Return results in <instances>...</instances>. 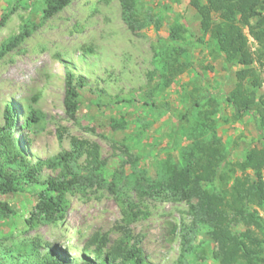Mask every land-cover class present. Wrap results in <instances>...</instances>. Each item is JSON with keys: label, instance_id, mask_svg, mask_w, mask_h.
Returning a JSON list of instances; mask_svg holds the SVG:
<instances>
[{"label": "rangeland", "instance_id": "obj_1", "mask_svg": "<svg viewBox=\"0 0 264 264\" xmlns=\"http://www.w3.org/2000/svg\"><path fill=\"white\" fill-rule=\"evenodd\" d=\"M137 7L143 16H152L153 22L134 34L121 20L118 0H72L14 50L1 56L0 126L8 103L17 109L12 133L21 138L20 146L33 161L70 150V137L98 144L108 177L116 173L123 184L119 192L129 195L147 213L130 229L140 238L148 261L215 264L211 254L214 243L203 227L193 228L187 204L140 198L137 183L154 184L164 179L158 173L162 164H174L188 143L179 127H191L200 118L199 112H214L209 118L214 121L217 136L226 143L232 162L243 159L252 146L263 147L264 139L252 118L240 117L225 101L238 67L227 70L214 44L207 36L201 37L198 15L189 0H138ZM41 8V0H0V47L23 25L39 23ZM174 21L187 30L185 39L175 45L187 50L191 65L169 87L160 90L157 76L150 78L152 54L159 51ZM249 46L254 50L250 38ZM66 70L87 83L80 91L74 119L64 111ZM196 102L199 106L193 107ZM27 106L41 117L32 129L20 127ZM183 115L188 121L180 120ZM122 119L124 125L114 128L111 120ZM83 160L84 156L78 163ZM57 171L43 166L41 174L43 178L53 177ZM262 176L264 179V171ZM66 196L69 207L61 220L33 228L24 224L35 203L29 192L0 196V202H7L14 211L12 217H0V248L9 250L17 244L39 241L56 249L59 258L66 254L79 262L92 233H106L110 241L116 238L121 212L115 195L106 187H91ZM183 236L189 241L187 245H198L205 254L182 258Z\"/></svg>", "mask_w": 264, "mask_h": 264}, {"label": "trees", "instance_id": "obj_2", "mask_svg": "<svg viewBox=\"0 0 264 264\" xmlns=\"http://www.w3.org/2000/svg\"><path fill=\"white\" fill-rule=\"evenodd\" d=\"M71 1L41 0L39 23L23 25L17 35L1 45L0 57L14 50L38 25ZM118 1L121 20L131 33L137 34L153 22L152 16H143L138 10V0ZM189 5L198 15L201 37L207 36L214 44L227 70L238 67L234 71L235 84L225 101L240 117L252 118L264 139V0H189ZM185 34L187 30L174 21L159 51L152 54L150 78L157 76L160 90L169 87L191 65L187 50L175 45L185 39ZM249 38L254 42V50L249 46ZM86 87L83 77L65 71L63 104L70 119H74L80 105V91ZM198 106L196 102L193 107ZM16 110L7 103L2 112L0 196L23 191L31 194L35 203L24 219L26 227L61 220L69 207L68 193H83L87 188L98 186L106 187L115 195L121 224L116 227L117 236L112 241L106 233H92L80 252L79 262L66 254L59 258L57 250L48 243L32 241L9 250L0 248V264H151L140 247V238L130 229L133 222L147 213L129 195L119 192L123 184L119 183L116 173L108 177L98 144L70 137V150L63 149L47 160L33 161L24 146H20L21 138L12 133L17 125ZM198 114L200 118L191 127H179L188 143L174 164L168 161L162 164L158 173L164 179L154 184L153 181L137 183V194L140 198L185 202L193 228L203 227L207 238L214 243L211 254L215 264H264V146H252L243 159L232 162L226 143L217 136L214 121L209 118L214 112ZM40 120V113L27 106L20 127L32 129ZM180 120L188 121L185 115ZM111 121L114 128H121L125 123L123 119ZM83 156V163H78ZM43 166L58 170L57 174L43 178ZM13 215L7 202H0L1 218ZM188 242L186 238L182 242V258L205 254L203 248L187 245Z\"/></svg>", "mask_w": 264, "mask_h": 264}]
</instances>
